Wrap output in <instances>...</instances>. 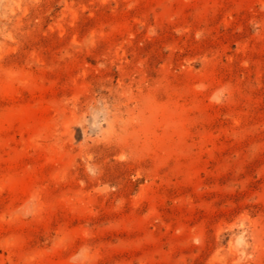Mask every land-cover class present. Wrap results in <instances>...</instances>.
I'll list each match as a JSON object with an SVG mask.
<instances>
[{
	"label": "rangeland",
	"instance_id": "obj_1",
	"mask_svg": "<svg viewBox=\"0 0 264 264\" xmlns=\"http://www.w3.org/2000/svg\"><path fill=\"white\" fill-rule=\"evenodd\" d=\"M0 264H264V0H0Z\"/></svg>",
	"mask_w": 264,
	"mask_h": 264
}]
</instances>
